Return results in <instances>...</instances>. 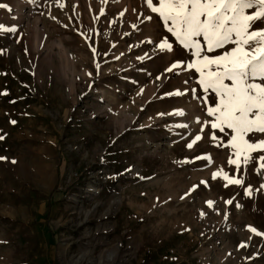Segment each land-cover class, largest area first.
I'll list each match as a JSON object with an SVG mask.
<instances>
[{
    "label": "rangeland",
    "instance_id": "rangeland-1",
    "mask_svg": "<svg viewBox=\"0 0 264 264\" xmlns=\"http://www.w3.org/2000/svg\"><path fill=\"white\" fill-rule=\"evenodd\" d=\"M147 4L0 0V264H264V149L211 127L201 57Z\"/></svg>",
    "mask_w": 264,
    "mask_h": 264
},
{
    "label": "snow or ice",
    "instance_id": "snow-or-ice-1",
    "mask_svg": "<svg viewBox=\"0 0 264 264\" xmlns=\"http://www.w3.org/2000/svg\"><path fill=\"white\" fill-rule=\"evenodd\" d=\"M255 2L260 9L252 14H245V9L252 8L253 0H212L211 3H201V0H160L159 7H153L152 0H148L147 4L153 13H159L165 21H171L172 27H169L168 31L185 48L195 49L194 55L201 57L194 63H189L188 67L195 68L200 74L199 83L204 90L211 89L218 98L216 106L208 109L209 115H214L216 120L211 127L221 132L225 130V126L231 130L233 135L230 144L237 150V155L241 151L253 152L256 149H264V140L250 143L245 139L249 134H264V85L250 82L255 78H264V29L250 31L253 22H264V0H255ZM2 6L6 7V5ZM202 14L206 16V19H201ZM0 30L14 32L15 28L5 29L3 25H0ZM200 36H203L209 53L223 49L230 43H234L235 47L221 55L202 56L200 42L196 39ZM258 38L259 43L253 55L246 50L245 46L257 41ZM158 47L161 50L172 48L166 40ZM99 67L97 65V68ZM176 67L177 64H173L167 71L171 72ZM226 80L231 84L226 83ZM3 94L7 95V93ZM158 115L163 116L164 113H158ZM179 126L183 127V125ZM199 139L200 137L197 136L196 140ZM187 147L191 149L193 143H189ZM3 159L5 158L0 157V160ZM259 159L260 166L264 167V156ZM243 160L247 164L249 156L245 155ZM12 162L15 163V161ZM189 162L187 159L184 161V163ZM229 163L239 167L235 159H230ZM217 175L218 173H214L213 179ZM225 179L232 185L243 183L238 178L229 179L225 176ZM201 184H206V181H201ZM198 187L194 185L185 193V196L191 195ZM245 195H251V187L245 189ZM207 203L211 207L213 202L207 201ZM225 203L231 204L232 200ZM236 206L241 207L239 204ZM227 215L225 213L226 219ZM251 231L255 233L257 230L252 228ZM244 246L246 245H240V247Z\"/></svg>",
    "mask_w": 264,
    "mask_h": 264
},
{
    "label": "bare ground",
    "instance_id": "bare-ground-1",
    "mask_svg": "<svg viewBox=\"0 0 264 264\" xmlns=\"http://www.w3.org/2000/svg\"><path fill=\"white\" fill-rule=\"evenodd\" d=\"M170 44V43H169ZM155 50V49H154ZM167 51H169V50H167Z\"/></svg>",
    "mask_w": 264,
    "mask_h": 264
}]
</instances>
